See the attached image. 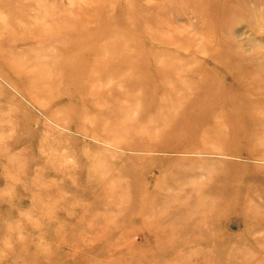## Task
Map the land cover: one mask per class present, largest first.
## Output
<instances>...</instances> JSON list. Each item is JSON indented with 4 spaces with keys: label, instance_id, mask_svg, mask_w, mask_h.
I'll return each mask as SVG.
<instances>
[{
    "label": "rangeland",
    "instance_id": "rangeland-1",
    "mask_svg": "<svg viewBox=\"0 0 264 264\" xmlns=\"http://www.w3.org/2000/svg\"><path fill=\"white\" fill-rule=\"evenodd\" d=\"M0 264H264V0H0Z\"/></svg>",
    "mask_w": 264,
    "mask_h": 264
},
{
    "label": "bare ground",
    "instance_id": "bare-ground-1",
    "mask_svg": "<svg viewBox=\"0 0 264 264\" xmlns=\"http://www.w3.org/2000/svg\"><path fill=\"white\" fill-rule=\"evenodd\" d=\"M80 11L81 10H79V13H80ZM83 12L87 13L86 11H82L81 13H83ZM77 14H78V12H77ZM72 18L73 17L71 16V13L70 12H68V14H66L64 16H61L58 13V14H56V16L54 15V18L51 20V23H52L51 26H52V28L55 31L66 35L67 38H68V40H70V41L73 40L75 42H78V41L79 42H82L85 39H91L85 33V31H87V29H88L86 27L87 25L85 23L76 24V23L73 22V19ZM102 35H104V33ZM100 36L101 35L99 33V37ZM106 51H107V48H101L100 54H104V53L106 54L107 53ZM4 61H7V60L4 59ZM10 64H11V66H14L12 63H10Z\"/></svg>",
    "mask_w": 264,
    "mask_h": 264
}]
</instances>
